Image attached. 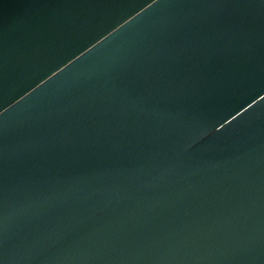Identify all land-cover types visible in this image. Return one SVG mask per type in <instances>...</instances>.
<instances>
[{"label":"water","instance_id":"95a60500","mask_svg":"<svg viewBox=\"0 0 264 264\" xmlns=\"http://www.w3.org/2000/svg\"><path fill=\"white\" fill-rule=\"evenodd\" d=\"M0 264H264V0H0Z\"/></svg>","mask_w":264,"mask_h":264}]
</instances>
